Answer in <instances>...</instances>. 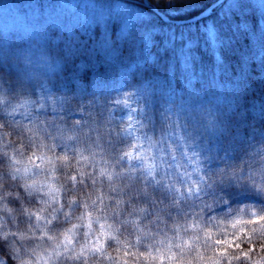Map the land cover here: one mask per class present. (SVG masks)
<instances>
[{
  "label": "clouds",
  "instance_id": "clouds-1",
  "mask_svg": "<svg viewBox=\"0 0 264 264\" xmlns=\"http://www.w3.org/2000/svg\"><path fill=\"white\" fill-rule=\"evenodd\" d=\"M27 63L0 66V264H264V131Z\"/></svg>",
  "mask_w": 264,
  "mask_h": 264
},
{
  "label": "rangeland",
  "instance_id": "rangeland-1",
  "mask_svg": "<svg viewBox=\"0 0 264 264\" xmlns=\"http://www.w3.org/2000/svg\"><path fill=\"white\" fill-rule=\"evenodd\" d=\"M214 1L141 0L138 4L130 0H0V66L23 57L28 61L25 71L59 74L70 85L91 88L123 87L138 75L143 87L157 85L164 100L183 98L180 107L218 109L228 97L226 78H219L216 66L210 74L213 82L202 76L200 84L189 83L182 79V73L174 75L170 68L172 64L181 68L185 63L183 48L189 50L193 33L189 36L165 26L153 28L152 35L135 31L138 40L126 46L129 30H148L145 25L137 26L139 18L149 14L145 4L164 12L168 19H186ZM251 11L257 14V27L251 29L248 49L251 54L264 55V0H223L209 12L215 14L216 21L206 19L202 26L216 59L225 31L222 18L228 20L234 14L241 20L242 13ZM228 24L234 28L232 20ZM172 37L180 41L179 47H167ZM146 50L153 52L155 60L147 61ZM136 65H141V73ZM171 75L178 77L175 88L171 87Z\"/></svg>",
  "mask_w": 264,
  "mask_h": 264
},
{
  "label": "trees",
  "instance_id": "trees-1",
  "mask_svg": "<svg viewBox=\"0 0 264 264\" xmlns=\"http://www.w3.org/2000/svg\"><path fill=\"white\" fill-rule=\"evenodd\" d=\"M130 1L138 4L142 3L141 0ZM219 5L220 3L215 8L219 7ZM144 7L149 14L139 18V25L137 26L145 25V29L148 28V30H129L126 36L129 44L126 46L134 45L138 40L135 37V31L138 34L143 32L141 35H148L151 32L153 33V28L165 26V28L181 33L185 32L189 36L193 33L194 38L191 39L189 50L188 47L183 48L186 52L184 56L185 63L182 64L181 68H176L174 64L170 66L172 71H174V75L182 73L184 78L180 77L192 84H200V77L203 76L210 83L213 82L210 79V74H212V70L216 66L219 78L224 80L226 78L227 82V101L223 102L218 108L221 116L230 121V127L237 133H240L241 130L246 131L249 127V121L264 131V55L251 54L248 49L250 47L248 39H250L251 29L257 27V14L255 12L252 13V11L242 13L241 20H237L234 14H231L228 20L227 18H222L220 22L223 21L222 24L225 31L223 32L221 44L217 47L219 58L216 59L211 47L204 39L205 33L202 30L206 19L216 21L215 14L208 13L193 21L174 23L163 20L150 7L146 5ZM192 15L193 13L188 15V17ZM180 18L182 17H169V19ZM231 20L234 23V28L231 29L234 31H231L228 24ZM224 23H227V25H224ZM179 44L180 41L172 37L168 40L167 47H179ZM128 49L132 50L133 48ZM146 59L147 61L155 60V55L152 51L146 50ZM136 67L141 73V65H136ZM170 78L171 87L175 88V82L179 83L178 77L173 76L172 78L171 75Z\"/></svg>",
  "mask_w": 264,
  "mask_h": 264
},
{
  "label": "water",
  "instance_id": "water-1",
  "mask_svg": "<svg viewBox=\"0 0 264 264\" xmlns=\"http://www.w3.org/2000/svg\"><path fill=\"white\" fill-rule=\"evenodd\" d=\"M221 1L222 0L214 1L210 6H208L207 9L203 10L198 15L193 16V17H189V18H186V19H168L162 12L158 11L155 7H152V6L148 5V4H145V5L150 7L151 9H153L165 21H170V22H174V23H183V22L193 21V20L199 19V18L207 15L210 12V9L212 7L218 5Z\"/></svg>",
  "mask_w": 264,
  "mask_h": 264
}]
</instances>
